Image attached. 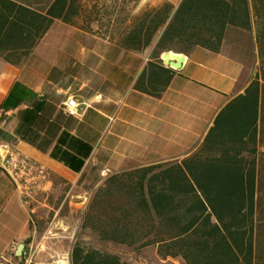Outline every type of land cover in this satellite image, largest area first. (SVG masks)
Segmentation results:
<instances>
[{"label": "crops", "instance_id": "1", "mask_svg": "<svg viewBox=\"0 0 264 264\" xmlns=\"http://www.w3.org/2000/svg\"><path fill=\"white\" fill-rule=\"evenodd\" d=\"M56 1L0 0L1 151L28 155L49 171L42 189L27 196L0 166V261L20 260L33 242L37 264H71L100 183L193 153L257 65L253 32L235 25L219 52L185 53L176 68L163 58L169 48L155 56L158 37L129 49L70 12L68 0L58 15L49 13ZM68 96L80 103L76 113L63 107Z\"/></svg>", "mask_w": 264, "mask_h": 264}, {"label": "trees", "instance_id": "2", "mask_svg": "<svg viewBox=\"0 0 264 264\" xmlns=\"http://www.w3.org/2000/svg\"><path fill=\"white\" fill-rule=\"evenodd\" d=\"M66 3L57 0L49 13L58 15L57 5ZM120 9L109 15L123 29L101 28L129 49L143 50L158 37L155 56L167 48L187 55L200 48L219 52L227 27L235 25L253 32L259 63L193 153L118 171L100 183L82 216L71 264H144L110 251L107 243L134 252L153 249L183 264H264V0H163L135 16L126 5ZM99 16L91 11L92 21Z\"/></svg>", "mask_w": 264, "mask_h": 264}, {"label": "rangeland", "instance_id": "3", "mask_svg": "<svg viewBox=\"0 0 264 264\" xmlns=\"http://www.w3.org/2000/svg\"><path fill=\"white\" fill-rule=\"evenodd\" d=\"M68 1H69V5L71 3L74 4L72 5L74 7L73 13H78L85 17V23L87 21H92L91 11L95 12V17L98 12L100 16L98 17V20L95 21L94 24L96 25L98 24L99 28H101V26H104V25H109V28L111 29V31H115L116 33H119L123 29V26L117 23L115 19L110 18L109 14L111 11H113L115 15L120 14V11H121L120 8L123 5H126L127 10L131 11L132 15L135 16L146 6V4H154V5L158 4V3H153L154 0H137V1L128 0V2H125V0H68ZM171 1L178 3L180 0H171ZM136 5H143V6L142 8L140 7L138 10H135ZM122 15H125V14H122ZM89 23L91 24V22ZM101 29H105V28H101ZM253 40H254V35H253ZM255 47H256L257 64H258L259 63V52H258V47L256 44H255ZM169 49L175 50L174 48H169ZM91 196H92V193H91ZM261 212L262 213L260 214V218L262 220V223L260 224L261 225L260 232L262 234V238L264 241V206ZM83 236L86 240H92V236H89L87 233H84ZM105 247L109 249L110 251L121 254L124 258H128L138 263L183 264V261L180 257H169L168 259H161L158 257V255L154 252L153 249L145 250L143 252H134L133 250L127 247H124L120 244H115V243H107L105 244ZM61 264H65V261L61 260Z\"/></svg>", "mask_w": 264, "mask_h": 264}, {"label": "built area", "instance_id": "4", "mask_svg": "<svg viewBox=\"0 0 264 264\" xmlns=\"http://www.w3.org/2000/svg\"><path fill=\"white\" fill-rule=\"evenodd\" d=\"M79 101L75 96H68L63 101V107L70 113H76L79 110ZM3 144L0 142V166L5 170L16 182L17 188L27 196L35 195L39 189H42L44 181L49 177L48 169L31 158L16 151H9L2 154ZM81 199L88 201L89 195L84 194ZM37 245L33 242L29 245V252L18 261L1 260L0 264H37L35 254Z\"/></svg>", "mask_w": 264, "mask_h": 264}, {"label": "water", "instance_id": "5", "mask_svg": "<svg viewBox=\"0 0 264 264\" xmlns=\"http://www.w3.org/2000/svg\"><path fill=\"white\" fill-rule=\"evenodd\" d=\"M163 58L166 63L172 65L173 67L179 68L182 66L186 54L183 52L169 51L163 54ZM24 244L20 245L19 254L22 253Z\"/></svg>", "mask_w": 264, "mask_h": 264}, {"label": "bare ground", "instance_id": "6", "mask_svg": "<svg viewBox=\"0 0 264 264\" xmlns=\"http://www.w3.org/2000/svg\"><path fill=\"white\" fill-rule=\"evenodd\" d=\"M171 51H173V50H171Z\"/></svg>", "mask_w": 264, "mask_h": 264}]
</instances>
